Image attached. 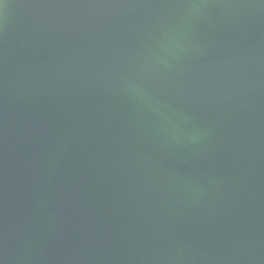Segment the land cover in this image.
Returning a JSON list of instances; mask_svg holds the SVG:
<instances>
[{"label": "water", "instance_id": "1", "mask_svg": "<svg viewBox=\"0 0 264 264\" xmlns=\"http://www.w3.org/2000/svg\"><path fill=\"white\" fill-rule=\"evenodd\" d=\"M0 264H264V0H0Z\"/></svg>", "mask_w": 264, "mask_h": 264}]
</instances>
